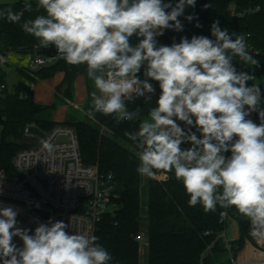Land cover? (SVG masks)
Segmentation results:
<instances>
[{
  "label": "clouds",
  "instance_id": "1",
  "mask_svg": "<svg viewBox=\"0 0 264 264\" xmlns=\"http://www.w3.org/2000/svg\"><path fill=\"white\" fill-rule=\"evenodd\" d=\"M195 4L196 0H178L174 6L164 0H37V11L43 9L45 14L23 20L21 28L41 47L54 46L67 64L86 66L95 89L86 111L89 117L101 113L113 116L117 124L137 121L138 111H128L126 101L133 93H153L149 80L158 82L156 106L140 120L138 130L125 132L137 149V172L148 178L174 172L190 197L189 206L200 204L205 212L216 211L217 205L233 207L250 222V235L264 238L261 85H249L255 75L238 72L233 64L238 58L259 67L248 51L246 35L230 34L217 20L211 25L214 39L201 35L182 37L170 46L157 44L156 37L164 30L183 31L178 18ZM32 11V3L25 0L19 11L12 6L0 9V18L20 23L25 12ZM193 18L185 17L189 22ZM142 68L143 80L138 75ZM253 112L259 123L248 118ZM185 143L190 147H182ZM17 215L11 206L0 208V264L112 260L94 235L70 234L68 224L51 220L29 234L17 227ZM14 237L22 240V247Z\"/></svg>",
  "mask_w": 264,
  "mask_h": 264
},
{
  "label": "trees",
  "instance_id": "2",
  "mask_svg": "<svg viewBox=\"0 0 264 264\" xmlns=\"http://www.w3.org/2000/svg\"><path fill=\"white\" fill-rule=\"evenodd\" d=\"M24 2L21 0L17 3L0 4V9L12 6L14 11H19ZM169 2L174 6L178 0ZM30 3L33 5V11L25 12L20 23L0 18V54L9 50L27 54L38 51L41 47L37 39L26 34L21 28L23 20L45 14L43 9L37 11V0ZM205 4L211 6L205 8ZM231 5L235 6V14L229 10ZM257 7H260L259 11L250 12ZM188 15L194 17L191 22L185 19ZM178 19L183 25V31L164 30L163 35L156 37L158 46L179 43L182 37L190 40L193 36L202 35L214 39L210 27L212 20L216 19L223 23L230 34H245L247 44L251 45L254 51L264 53V0H196L195 7L187 6L184 15ZM197 24L201 26L197 27ZM131 42L135 45L138 41L133 37ZM233 64L238 72H248L257 77V73L243 70L238 58ZM144 71L145 68H142L138 73L141 80L145 79ZM58 73H62L64 78L57 91L65 93L66 97H71L74 83L80 76L86 79L88 89L91 87L92 81L87 77L86 66L69 65L65 60L45 67L35 75L41 80H48ZM22 74L26 80L14 85L13 94L0 97V116L5 120L0 135V167L11 178L16 177L14 156L29 147L26 128L34 125L47 133L60 125L44 115L54 110V105L42 106L34 102L33 92L27 82H34L35 78L24 71ZM6 77V71L0 68V86L6 84ZM149 81L157 86L160 95L158 82ZM252 83L255 81L248 82L249 85ZM261 91L264 105V90ZM22 95L27 97L21 98ZM90 104L91 99L84 106L85 114ZM255 115V122L259 123L258 113L255 112ZM139 123L140 120L117 124L113 116L96 113L94 118L86 115L84 121L74 125L68 124L78 134L84 164L97 165L106 177L110 174L113 176L110 187L117 195L115 202L118 208L113 214L105 216L96 231L97 242L112 256L109 264H140L139 245L134 240L140 233L148 238L145 253L147 264H199L202 254L215 241L213 235L224 228L221 222L223 212H227L237 223L240 238L236 245L242 248L245 241L251 238V225L235 208L224 209L217 205L216 211L205 212L200 204L189 206L190 197L186 194L182 182L175 178L174 172L157 173L169 175L165 182L147 177L144 184V177L137 172V149L134 142L125 136L126 131L138 130ZM184 128L187 126L184 125ZM182 147L188 148L190 144L185 143ZM206 232L213 234L206 236ZM225 258L224 245L217 241L211 253L204 258L203 264H225Z\"/></svg>",
  "mask_w": 264,
  "mask_h": 264
},
{
  "label": "built area",
  "instance_id": "3",
  "mask_svg": "<svg viewBox=\"0 0 264 264\" xmlns=\"http://www.w3.org/2000/svg\"><path fill=\"white\" fill-rule=\"evenodd\" d=\"M164 2L168 3L169 0ZM229 10L232 14L236 13L235 6L231 5ZM259 10L260 7H257L250 12ZM248 51L257 52L249 44ZM6 53L0 54L1 68H5L7 64ZM26 57L27 64L21 69L32 76L39 70L64 60L57 52L53 56H47L34 51L27 53ZM149 83L155 89L153 93H145L143 96H136L133 93V98L156 99L159 95L158 88L153 82L149 81ZM30 91L34 92V86H30ZM11 94L13 87L7 84L0 86V97ZM26 97V95L21 96V98ZM255 117L253 112L248 118L255 122ZM32 127L35 126L27 127L25 133L27 138H30V142L35 144L17 152L13 158L16 177H9L0 167V208L11 206L17 210V227L28 229L29 234H33L39 224L51 220L68 224L66 231L70 234L74 232L96 236L98 224L107 214H113L118 208L115 202L117 195L110 187L113 176L110 174L111 178L106 177L97 165L84 164L78 134L72 126L57 125L44 133L45 137L38 143L34 139L35 136L29 133ZM226 156H230V152ZM154 178L159 182H165L169 179V175L161 173ZM230 219L227 212L221 214L224 228L213 235L215 241L202 254L199 264H203L204 258L211 253L217 241L223 243L229 264H264V238L251 235L244 246L239 248L236 245L240 238L238 225L236 236L229 238ZM212 234V232L205 233L206 236ZM17 238H13L15 244ZM134 240L141 250L143 246H148V238L142 233L135 236Z\"/></svg>",
  "mask_w": 264,
  "mask_h": 264
},
{
  "label": "rangeland",
  "instance_id": "4",
  "mask_svg": "<svg viewBox=\"0 0 264 264\" xmlns=\"http://www.w3.org/2000/svg\"><path fill=\"white\" fill-rule=\"evenodd\" d=\"M217 21L216 19L212 20L213 22ZM219 21V20H218ZM211 24V25H212ZM219 26L221 29H224L225 26L221 21H219ZM211 29V27H210ZM253 54L254 59H256L259 62V67H250L248 65H245L243 62L240 61V65L245 71H252L257 73V77L255 80V83H258L261 85V89L264 90V53H261L259 51ZM20 56L22 58L21 63H25L24 54L17 53L13 50H9L6 53V60L7 64L5 68H1L6 71L7 77H6V84L13 86L18 84L20 81L26 80L22 74V70L20 69V61L16 62L15 60H12L11 58H14L15 56ZM8 58L10 61L8 62ZM27 74V73H26ZM33 78H35L34 82H27L29 86H34V92H33V100L35 103L42 105V106H55L54 110L48 111L46 114H44L46 117L50 118L55 124H69L74 125L77 122H81L85 120L86 114L84 110L85 102L91 99V95L89 94L88 87L86 84L82 85V83L77 82L74 83V87L71 93V97H66L65 93H60L57 91V82L58 78L57 76L48 79V81L45 83L46 80H41L36 75H29ZM12 88V87H11ZM91 92L94 89V84L92 82L91 84ZM90 92V93H91ZM90 96V98H89ZM88 99V100H87ZM157 99H145V98H133L131 101H128L126 103V107L128 111H138V116L140 117L138 120L147 118V115L151 108L156 106ZM93 121V120H92ZM181 127H184L183 122H179ZM3 126H0V131L2 132ZM103 130V129H102ZM27 137V136H26ZM34 139L38 143L41 138L35 136ZM29 146L34 145L35 142H28ZM144 177V184L146 176ZM236 227L237 224L234 220H229V226H228V233L229 238H233L236 236ZM16 245L18 247L23 246L22 240L18 237L16 239ZM148 246H143L142 250L139 248V256H140V264H147L145 253ZM225 264H229L228 258L226 257L224 260Z\"/></svg>",
  "mask_w": 264,
  "mask_h": 264
},
{
  "label": "crops",
  "instance_id": "5",
  "mask_svg": "<svg viewBox=\"0 0 264 264\" xmlns=\"http://www.w3.org/2000/svg\"><path fill=\"white\" fill-rule=\"evenodd\" d=\"M19 1H21V0H0V4H11V3H17V2H19ZM25 1V0H24ZM30 1H35V0H28V2H30ZM23 58H25V59H23V60H25V63H21L22 61V58L20 57V56H15L14 58H11L12 60H15L16 62H19L20 61V63H21V65H20V69H21V67H25L26 66V64H27V57H26V54H24V56H22ZM10 61V59L8 58V62ZM57 78H58V82H57V85H56V87H58L60 84H61V82L63 81V78H64V75L62 74V73H58L57 75ZM48 80H46V81H44L45 83L47 82ZM77 82H80V83H82V85H84V84H86V86H87V82H86V79L83 77V76H80V77H78L77 79H76V81H75V83L77 84ZM9 87H14V85L13 86H10V85H8ZM88 87V86H87ZM89 90V94H90V92H91V89H88ZM89 98H90V96H89ZM88 100V99H87ZM86 103V102H85Z\"/></svg>",
  "mask_w": 264,
  "mask_h": 264
},
{
  "label": "water",
  "instance_id": "6",
  "mask_svg": "<svg viewBox=\"0 0 264 264\" xmlns=\"http://www.w3.org/2000/svg\"><path fill=\"white\" fill-rule=\"evenodd\" d=\"M38 51H39L40 54L47 55V56H53V55L56 54V50H55L54 46L53 47H49V48L40 47ZM4 124H5V120H4V118L2 116H0V125L4 126ZM29 133L31 135L37 136V137H39L41 139H43L45 137L44 132H42L40 129H38L36 127H32L29 130ZM26 141H27V143L30 142V138H27ZM0 144H1V141H0ZM40 214H42V213H40Z\"/></svg>",
  "mask_w": 264,
  "mask_h": 264
}]
</instances>
